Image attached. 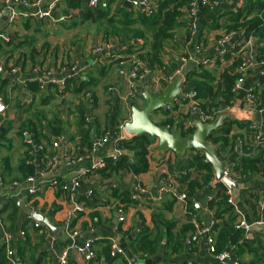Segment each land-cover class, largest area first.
I'll return each instance as SVG.
<instances>
[{
	"label": "crops",
	"instance_id": "crops-1",
	"mask_svg": "<svg viewBox=\"0 0 264 264\" xmlns=\"http://www.w3.org/2000/svg\"><path fill=\"white\" fill-rule=\"evenodd\" d=\"M125 1V0H123ZM245 0H230L227 4L221 8L208 11L206 14L198 15V32L195 35L187 36L183 31H178L179 41L177 45L171 46V44L165 45L163 51V67L156 68L151 71V74L155 78H160L164 74H168L166 71L173 65V61H177L179 55L187 53L196 60H200L203 57H211L216 54L217 47L215 41L222 35H229L233 32H226L224 30V24L229 16L225 12L234 11L243 6ZM125 4V3H124ZM130 7V5H129ZM21 10H24L21 8ZM60 10H58V14ZM61 15V14H59ZM56 16L50 19H44L41 21H35L28 19L20 21L15 26V29L11 31V40L19 42L16 39V29L23 30V34H27L29 30L20 28L19 25L25 22L34 25L41 29L44 34L58 29V25L62 28H67L70 25L71 20H66L64 23H55ZM7 15L4 14L0 21V28L4 31ZM36 22V23H35ZM47 23V24H45ZM219 24L218 29L209 30L207 25ZM50 25L51 29H47ZM206 27L202 30V27ZM19 36V35H18ZM30 36V35H27ZM219 36V37H218ZM216 37H218L216 39ZM235 37H231L229 43L235 41ZM105 39L99 38L96 41L82 40L77 43H53L48 41L50 44L40 46L37 49L36 55L33 57L35 65L32 64L30 56L25 54L19 56L13 61V63L7 62L6 65L5 57L0 58V73L1 79L4 80V86L1 90L0 97L2 98L6 111L0 115V209H2L9 200L13 199L18 202H24L32 211L42 212L45 217L50 221V224L57 230L54 236L57 242L61 246H73L75 248L82 247L88 240H93L92 250L94 257L83 255L76 250H71L69 254L68 264H125L127 259L141 260L143 263L137 264H190L195 262L197 264H211L210 257L202 252L199 256H195L192 252L184 250L181 255L166 257L163 251V245L165 243L164 238L160 234L158 241L160 242L157 253L154 256L144 255H132L128 248V243L123 232L131 231L137 234L142 229V222L144 226L150 231L155 232L156 229H160L163 233L164 228L160 224V220L163 219L168 222L174 223V231L181 230L182 226H186L189 223L188 207L185 204H181L173 199L169 193H163L161 187L163 185L161 181V171L168 169L170 185L179 194L186 193L182 188L181 182H179L180 175L182 173V166L186 163L190 156V151L185 152L181 158H177L173 153L167 152L162 154L157 145V141H152L149 147V153L147 156L149 169L144 174L134 175L129 171L118 172L110 176L104 177L100 173L93 177L87 185H83L81 189L76 191L77 197L83 204V212L78 215L74 225L78 229V235L73 239H67L60 229V220L68 210V201L62 197L59 199L60 210L54 211L49 208L54 201L55 191L52 189L40 190L37 195L29 202L26 200L27 197L22 195V191H18L12 188V178L16 174V168L19 162L23 159L26 149L24 148L22 141L18 135V130L23 119L28 117V113H20L15 108V105L24 106L27 109V105L31 103L32 95L26 90V83L28 80L37 79L39 86L43 89L45 84L43 80L49 79L48 82L60 81L64 77H67L68 73L75 68L76 72L73 76L75 81L79 82L82 80L88 82L90 80L95 81V85H91L89 91L92 96L84 103L86 110L85 116L89 117V130L90 135L93 139L102 137L105 133L111 134L114 127L119 124L122 120L126 119L129 121L131 115V107L136 106L142 108L144 101L142 97H136L132 101L127 100L125 107L124 99L127 95V86L125 79L119 75L118 62H124L125 68H129L133 62H137L135 55H128L125 49H122L117 43L114 44L113 48L106 52L103 50L102 54H97L95 49L102 47ZM264 48V40L251 36L247 42L244 43L243 52L248 53H261ZM177 66V65H176ZM17 69L15 73H10L11 69ZM64 72L62 69H64ZM194 68L193 64L187 66V70ZM222 65H215L210 68L216 72V76L224 71ZM174 71V70H173ZM42 77H44L42 79ZM264 77V69L257 73H251L245 76L244 83L239 91L233 93V98L229 108H224L222 114H226L227 118L222 123L221 127H224L225 123L229 121H238L244 124L243 128L234 127L231 134L241 136L242 141V155L256 157L264 149H255L251 145V134L249 136L246 125H256L264 132V104H262V97L260 96L262 90H264V83L262 87L257 91L256 89V109L244 107V97L246 91L251 88L254 84H258L260 78ZM52 80V81H51ZM150 79L147 78L143 84L140 85V91L144 92L145 89L150 87ZM222 87L223 84L221 83ZM95 87V88H93ZM41 89V95L45 96L48 93V89ZM112 89L114 91H108ZM191 89L185 86L181 90L189 91ZM183 92V91H182ZM82 101V96H74L69 94L65 98H56L49 106H46L45 112L47 118H50L53 113L57 114V118L60 119L63 132L61 134L59 146L69 147L72 150L75 148L74 143L79 142L78 137V125H77V103ZM82 104V103H81ZM83 105V104H82ZM181 113L171 114L175 122L179 123L185 117L186 108L181 109ZM219 115V116H220ZM218 116V117H219ZM26 117V118H25ZM87 117V118H88ZM165 116L160 113L156 114L155 117L152 115V121L156 124H160L164 120ZM175 132L174 128L172 130ZM214 146V145H213ZM113 146L108 143L104 149L99 150V154L112 153ZM249 153V155L247 154ZM233 159L234 156H230ZM264 159V157H263ZM134 161V159H133ZM84 164H87L86 159L83 160ZM6 164V166L4 165ZM11 172V173H10ZM15 174L13 175V173ZM234 172V171H233ZM9 173L10 176L7 174ZM58 177H62L64 180L70 179V173L59 169L56 172ZM235 185L233 188V195L235 197L237 209L244 215L247 222H254V220L264 219V211L261 213L260 207L264 205V199L262 191L264 190V176L259 174L249 175L246 178H240L236 173ZM140 184L144 192L139 193L138 201H131L130 196L135 193L134 185ZM240 190H246L259 197L260 207L257 210V218L252 214V211L245 208L240 197L238 196ZM210 192L205 189L194 197L195 210L200 214H203L206 219H210L211 215L205 213L204 209L207 208L205 197ZM29 199V198H28ZM36 201V202H35ZM49 204V205H48ZM18 205V204H17ZM33 207V209H32ZM20 208V207H19ZM122 209L124 212V221L118 220L117 209ZM235 221V215H234ZM27 223L25 226L26 234L30 238L32 245L31 255H38L39 252L45 251L47 253L46 260L43 258L41 263L46 261V264H56V253L50 248V241L47 234H51V231L46 229L47 234L39 229H35L31 218L24 215L20 209L18 215V225ZM234 223V222H233ZM4 228V227H3ZM1 227H0V242H1ZM49 232V233H48ZM191 231L189 232V234ZM135 234V235H136ZM187 235V237L189 236ZM24 236V237H25ZM44 236L43 242L40 237ZM135 237V236H134ZM255 236H253V239ZM259 240L251 242L260 249L259 244L264 248V237H258ZM117 241L118 245L125 251V256H118L115 259H109L106 257L105 250L113 241ZM258 242H260L258 244ZM27 256V255H26ZM245 261H249L250 256L245 255ZM242 259V258H241ZM29 262V259H27Z\"/></svg>",
	"mask_w": 264,
	"mask_h": 264
},
{
	"label": "trees",
	"instance_id": "trees-1",
	"mask_svg": "<svg viewBox=\"0 0 264 264\" xmlns=\"http://www.w3.org/2000/svg\"><path fill=\"white\" fill-rule=\"evenodd\" d=\"M189 1L190 0H157L155 2L154 12L150 16L139 10H134L131 6L127 8L123 0H106L96 8L89 7L88 0H66L58 5V10H60L59 14L65 16L67 20L71 19L68 29L77 27L78 22L88 23L89 25L96 26L97 32L101 33L103 39L115 40L119 45L128 44L135 39H141V45L131 44L126 48L125 52L128 55H135L136 60L145 62L147 68L152 71L156 68L163 67L162 57L164 47L168 44H171V46L177 45V42L173 41V36L178 33V31L181 30L189 36V22H180L183 10ZM75 12L76 14L74 15ZM207 12L206 9L201 10V14H206ZM225 14H229L223 25L226 32L243 31L245 39L249 36H253L264 40V0H245L242 7L234 11L225 12ZM24 24L25 30H28L29 22H25ZM207 26L209 30L218 29L220 27L218 23ZM204 28L206 27H202V30ZM40 31L41 29L36 26L33 33H38ZM218 37H216V39ZM32 38L34 39L32 35L30 37L24 36L22 38L23 42L19 41L18 43L12 40L0 41V58L6 56L5 62L7 63L14 51L22 50L23 46L26 45L29 49L28 54L32 64L35 65L33 57L35 55L38 57L39 54L36 53L34 49V41ZM263 54L264 48L259 55ZM232 60L231 67L222 71L218 77L215 74L216 72L203 69L202 67L198 70L192 68L185 73V86L190 87L196 93L197 100L207 113L212 114L217 109L229 107L231 105L233 98V93L231 91L232 86L239 77V75H234L232 70L240 63L238 57H233ZM173 62V65L166 71L168 74L173 73L174 68L178 64L177 61ZM129 68L132 67L130 66ZM4 82L5 81L1 79L0 73V93L3 89ZM263 83L264 77L260 78L258 81L257 91L262 87ZM91 85H95V81L90 80L86 82L81 79V81L77 82L74 78H67L61 94L58 92V87L56 85H48V93L42 96L41 89L37 82L28 81L26 83V90L32 95L31 103L26 106L27 109H24V106L18 104L15 105V108H17L20 113H28V117H25L26 119H23L21 122L20 130L29 131L36 145L39 146L41 142H46L48 148H50L49 151L45 149L37 153L38 161L40 163L44 162L41 168L47 163L46 157L48 158L56 154L54 150L52 151L53 144L63 132L62 124L57 118V114L53 113L50 118H47L44 108L51 105L56 98L63 95L72 94L76 96L83 91L89 93ZM260 96L262 97L261 103L264 104V90H262ZM85 110L86 107L82 104L76 107L77 133L79 137L78 145L86 152L92 149L94 140L90 135V128L87 117L85 116ZM161 114L165 116V118L160 125H167L171 130H173V128L179 130L178 126L175 124L177 122H175L172 117L164 111H162ZM234 127L243 128L244 124L238 121H229L225 123L224 127L215 130L208 138L209 143L217 147V155L219 158H221L220 152L231 154L236 139L241 138L240 135L231 134ZM252 128L250 124L246 125L249 136L252 134ZM191 132V130L189 132H183V135L187 136L191 134ZM20 134L21 132L18 131V135ZM150 145L151 140L145 135L133 136L128 140L121 141V156L116 162L107 160L104 168H102L99 173L104 177L123 171H129L134 175L146 173L149 169L147 156ZM24 147L26 152L16 168V175L12 177L14 181H22L27 176L36 174L35 166L33 164H26L27 160L32 159L29 153L34 152V148L26 145ZM191 153L186 163L182 166V173L184 174L180 175L178 179L182 184L181 189L184 188L187 195L186 205L189 215L193 212H197L193 203V200H195L194 197L205 189L207 192H212L210 189L208 190L207 185L214 181L212 167L209 163L205 162L203 154L197 151H191ZM263 157L264 151H261L256 157L240 156L237 166L233 168L234 173L240 178H246V176H253L255 174L264 176ZM4 165L6 166V164ZM7 174L10 176L9 173ZM62 180V178H59L60 182H63ZM215 186V192H212L214 193V197L207 203V208L214 211L213 230L215 232L217 250H225L231 245L234 247L232 253L235 256L242 258L248 255L251 259L249 262L253 264H264V248L259 244L260 242H258L260 246V249H258V247L251 244V242L242 241V232L235 230L233 227L234 207L227 204V187L219 182L216 183ZM62 196H65V193L62 192L61 188L55 191L53 203L51 205L48 204L51 210L58 211L61 209L59 199ZM238 196L244 207L252 211V214L257 218V210L260 207L259 197L246 190H240ZM26 200L29 202L31 198H27ZM19 214L20 208L13 199L9 200L0 210V219L4 224V229L14 236L12 247L14 249V256L17 260V264H46V261L41 263L43 258L45 260L47 258V253L45 251H41L35 256L31 255L32 245L27 234L24 238L15 235L18 230L26 232L25 226L27 223H22L20 226L18 225ZM160 224L162 228H164L163 233L160 229H156L155 232L150 231L144 226L143 222L141 224L142 229L137 232L135 237L129 239L131 231L123 232L132 255L154 256L160 245L158 241L160 234L165 240L163 251L166 257L181 255L184 250H186L183 242L187 238L189 232H192V225L188 223V225L182 226L181 230L174 231V223L161 219ZM40 239L43 242L44 236H41ZM54 247L56 251H59L62 246L60 242L58 243L56 240ZM105 253L106 257L111 260L116 258L111 257L110 245L107 246ZM27 259H29V262ZM0 264H7L5 252L1 244ZM125 264H127L126 261ZM190 264L197 263L192 262ZM211 264L216 263L211 262Z\"/></svg>",
	"mask_w": 264,
	"mask_h": 264
},
{
	"label": "built area",
	"instance_id": "built-area-1",
	"mask_svg": "<svg viewBox=\"0 0 264 264\" xmlns=\"http://www.w3.org/2000/svg\"><path fill=\"white\" fill-rule=\"evenodd\" d=\"M64 1L66 0H0V21L4 14L7 15V20L6 22H4V31L0 28V41L11 40V31L15 29V26L20 21H25L28 19L41 21L44 19L54 18V16H56L54 20L55 23H64L67 20L66 17L58 14V5ZM103 1L106 0H88V5L91 8H96ZM156 1L157 0H125L124 2H128L134 10H139L140 12L150 16L154 12ZM229 1L230 0H190L183 10V15L180 18V22H189L190 33L191 35H195L198 32L197 19L198 15L201 13V10L206 9L207 11H214L221 8ZM21 8H23L24 10H21ZM232 36L236 39L235 41L229 43V40ZM250 37L251 36H249L248 38ZM248 38L245 39L243 31L233 32L229 35H222L215 41V46L217 47L216 54L211 57H203L200 60L194 59V57H191L187 53L181 54L177 58L178 64L174 68L173 73L164 74L161 79H157L151 74V70L147 68L145 62H133V64L131 65L132 68H125L124 62H118V65L120 67L118 71L119 75L125 79L128 90L126 97L122 99V101H124L125 107H127V100L132 101L136 97H142L140 85L143 84V82L146 81L147 78L150 79L151 85L149 87V90L151 91V93L153 95H160L162 94L166 85L170 83L174 75H179L181 77L183 83L181 89H184L185 73L187 71L188 65L193 64L194 69L196 70H198L200 67H202L203 69H210L217 64L222 65L224 68L228 69L232 65L233 57H238L240 59V63L232 70V73L234 75H239V77L232 86L231 91L232 93L239 91L242 87V84L244 83V78L246 75L257 73L264 69V54L259 55V53L257 52L244 54L243 46L244 43L247 42ZM173 41H179L178 33L173 36ZM115 43V40L106 39L103 42L102 47L96 48L95 52L97 54H102L103 50H106L107 52L113 48ZM131 44L141 45L142 40L135 39L128 44H125L126 48ZM125 46L122 45L120 47L122 49H125ZM4 63L8 65V63L6 62ZM10 69V73L12 74L17 71V69L14 68ZM64 70L65 68L62 69L63 72ZM75 72L76 70L74 68L70 73L67 74V77H64L62 80L60 79V81L51 80L52 82H48L49 79L43 80L44 83H46L45 88H47L48 85H56L58 87V92L61 94L65 87V80L67 78H73L71 76H73ZM43 78L44 77H42V79ZM28 81H35L37 82V84L39 83L37 79H31ZM257 87L258 84L256 83L246 91L244 97V107L250 108L252 110L256 109L255 91ZM40 89L42 88L40 87ZM108 91L114 90L109 89ZM67 95L69 94L63 95L59 98L63 99ZM78 95L82 96V101L77 104L82 103L83 105H85L84 103H86V101L90 99L91 93L83 91ZM183 108L187 109L185 112V117L178 124L175 123L179 128V130L174 128L175 132L181 131L183 133L189 132L190 130L193 131L194 125L198 123L204 125L210 124L222 113V110L224 108L229 107L217 109L212 114L207 113V111L201 107L200 102L197 100L196 93L192 89H189V91L181 90L180 93L171 101L170 104H168L164 108L163 111L166 112L169 116H172L171 114L181 113V109ZM5 111L6 106L2 98L0 97V115L5 113ZM89 119L90 118L88 117V123ZM126 122H128L126 119L122 120L114 127L111 134L105 133L102 137H98L97 139L93 137L94 143L92 145V149L86 152L79 147V142L74 143V150L69 147H60V136L53 144L52 151L54 150L56 154L48 158L46 157L47 163L42 168L41 166L44 164V162L40 163L38 161L37 153L38 151H43L45 149L49 151L50 148H48L46 142H41L39 146L36 145L29 131H21L19 129L18 131L21 132L19 137L22 141L23 146H32L34 148V152L29 153V156H32V159L27 160L26 164H33L36 169V174L33 176H27L22 181L12 182L11 187L18 191H24V195L27 198L31 199H33L35 195H37V193L42 189H52L56 191L61 188L62 192L65 193V196H62V198L68 201L69 207L65 215H63L62 219L60 220L59 227L61 229V232L67 239L73 240L79 233L74 223L78 215L83 212V204L77 197L76 191L81 189L83 185H87V183L93 177L97 176L100 170L104 168L107 160L116 162L121 156V141L128 140L133 137L132 135L128 134L125 129ZM251 126L253 127L251 134V145L255 149H264V132L260 127L256 125ZM108 143L113 146L112 153L99 154V150L104 149L105 146L108 145ZM242 150V141L240 138H238L236 139V143L232 148L231 154L220 152L221 158L219 159L220 161L225 163V168L223 170V179H226L231 184L235 183L233 168L237 166V162L242 154ZM247 154L249 155V153ZM230 156H234V158L230 159ZM84 159L88 161L87 164L83 163ZM59 169L68 171L70 173V179L68 181L64 179L62 180L63 182L59 181V178H62L56 175V172ZM170 176L171 175L169 174L168 169H164L161 171V181L163 183L161 191L163 193H169L170 196L177 202L185 204V202L187 201L186 193L179 194L176 190H174V188L170 185ZM218 182L224 184L222 180L216 181L214 179V181L210 182L207 185L208 190L210 189V191L215 192V184ZM0 186H3V184L0 183ZM226 187V194L228 196L227 204L234 207V229L242 232V241L255 242L259 240L258 237L264 236V219L261 218L259 220H254V222H247L242 211L240 212L236 207V202L233 200L232 188L228 186ZM134 191L135 193L130 196V200L138 201V194L143 193L144 189L140 184L136 183L134 185ZM212 192H210V194L205 197L206 203L213 199L214 193ZM261 193L264 199V190ZM193 203L195 205L194 200ZM260 210L261 213L264 211V205L260 207ZM204 212L209 213V215H211V218L206 219L204 215L200 214L199 212H193L189 215V223L192 225L193 229L189 236L183 242L184 248L188 252L191 251L195 256H199L202 251H205V253L210 257L211 261L216 264H253L252 262L242 260L239 256H235L232 253L234 247H232L231 245L228 246L225 250H217V244L214 234L215 232L213 230L214 211L206 208L204 209ZM117 214L118 220L120 222H123L125 215L121 208L117 209ZM27 217L31 218L30 216ZM3 225L4 224L0 219V227L2 230L0 244L5 252L7 264H17V260L14 256V249L12 247L14 236L12 235V233L5 230L3 228ZM33 227L47 234V228H45L42 224L35 222L33 224ZM15 235L20 238H24L25 232L23 230H18ZM47 235L50 241L49 246L53 250V252L56 253V264H68L69 254L71 250H76L83 255L94 257V252L92 250V245L94 243L93 240H88L82 247L79 248H75L73 246H63L59 251H56L54 247L56 238L51 234ZM253 236H255L254 239ZM110 252L112 258L117 256H125L124 249L118 245V242L116 240L110 244ZM126 262L127 264H131L129 259H127Z\"/></svg>",
	"mask_w": 264,
	"mask_h": 264
},
{
	"label": "water",
	"instance_id": "water-1",
	"mask_svg": "<svg viewBox=\"0 0 264 264\" xmlns=\"http://www.w3.org/2000/svg\"><path fill=\"white\" fill-rule=\"evenodd\" d=\"M124 5L127 8L129 7L128 2H125ZM182 84L181 77L179 75H174L160 95H153L149 89H145L142 94V99L144 101L143 107L141 109L136 106L131 107L130 119L125 123L126 131L132 136L145 135L152 141L156 140L158 149L162 154L170 152L177 158H181L187 151L201 152L205 158V162L209 163L212 167L214 179L216 181L222 180L226 186L235 188V183L231 184L226 179H223L225 163L220 161L216 153V147L208 141L209 136L222 126V123L227 118L226 114L220 115L212 123L207 125L195 124L194 130L187 136H184L181 131L173 132L169 126L156 124L152 121V115L162 112L180 93ZM22 195H24V191L21 193L20 197H22ZM233 200L236 201L234 195ZM17 204L24 215L30 216L33 221L42 224L51 231L52 236L56 235L57 230L42 213L32 211L22 201L20 205L18 202ZM135 234L136 233L133 232L129 239L133 238ZM130 263L137 264L143 263V261L131 259Z\"/></svg>",
	"mask_w": 264,
	"mask_h": 264
},
{
	"label": "rangeland",
	"instance_id": "rangeland-1",
	"mask_svg": "<svg viewBox=\"0 0 264 264\" xmlns=\"http://www.w3.org/2000/svg\"><path fill=\"white\" fill-rule=\"evenodd\" d=\"M76 14V12L74 13V15ZM71 20V19H69ZM47 24V23H45ZM72 24V22H71ZM24 23L23 24H20L19 27L20 28H24ZM29 27V32H27V34H23V30H19V28H17L16 30V33L15 34V37L16 39H18L19 41H22L23 42V37L26 36V37H30L31 35L34 37L33 39V45H34V49L37 53V49L36 48H40V46H45V45H49L50 43L48 41H51L53 43H60V41H63L64 43H70V44H73V43H77L79 41H82V40H92V41H96V39H99V38H103L101 36V33H98L97 32V29H96V26L94 25H89L88 23H80L78 22V26L75 27V28H62L60 27L59 25L57 26L58 29L50 32V35L49 34H44L43 32L41 33H33V31L35 30L36 26L31 23L28 25ZM47 29H51L50 25L47 26ZM27 30V31H28ZM19 35V36H18ZM27 35H30V36H27ZM29 49L26 45L23 46L22 50H19V51H14L13 54H12V57H10L9 59V63H13V61L18 57L17 55H19L20 57L21 56H24L25 54H27V56L29 55ZM35 53V54H36ZM18 60V58H17ZM15 64V63H13ZM95 88V87H93ZM53 104V103H52ZM76 108V107H75ZM156 114H154V117H155ZM191 153V151H190ZM191 155V154H190ZM15 174V172L13 173V175ZM16 175V174H15ZM194 175V174H192ZM242 260H245V257H242Z\"/></svg>",
	"mask_w": 264,
	"mask_h": 264
}]
</instances>
